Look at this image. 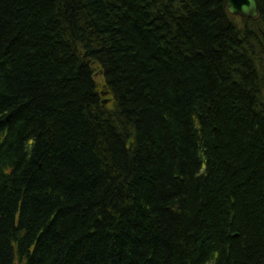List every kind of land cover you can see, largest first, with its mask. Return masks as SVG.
Returning a JSON list of instances; mask_svg holds the SVG:
<instances>
[{
    "label": "trees",
    "instance_id": "trees-1",
    "mask_svg": "<svg viewBox=\"0 0 264 264\" xmlns=\"http://www.w3.org/2000/svg\"><path fill=\"white\" fill-rule=\"evenodd\" d=\"M257 1L0 0V264H264Z\"/></svg>",
    "mask_w": 264,
    "mask_h": 264
},
{
    "label": "water",
    "instance_id": "water-1",
    "mask_svg": "<svg viewBox=\"0 0 264 264\" xmlns=\"http://www.w3.org/2000/svg\"><path fill=\"white\" fill-rule=\"evenodd\" d=\"M228 2V10L233 16H239L242 19H257L259 17L258 1L257 0H226ZM85 58H88V53H85ZM90 63V61H88ZM98 74H102L100 71ZM105 95L107 93H104ZM105 101L104 104H107Z\"/></svg>",
    "mask_w": 264,
    "mask_h": 264
},
{
    "label": "rangeland",
    "instance_id": "rangeland-1",
    "mask_svg": "<svg viewBox=\"0 0 264 264\" xmlns=\"http://www.w3.org/2000/svg\"><path fill=\"white\" fill-rule=\"evenodd\" d=\"M98 79V82L100 83V84H102L101 86L104 88V78H103V75H100V76H98L97 77ZM102 88V89H103ZM105 90L103 89L102 90V92H104ZM104 97V99H103V101H108V103L105 105V106H108L110 103H111V101H110V103H109V97H107V96H103Z\"/></svg>",
    "mask_w": 264,
    "mask_h": 264
}]
</instances>
